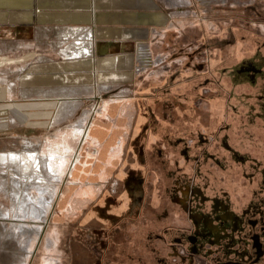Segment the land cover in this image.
Instances as JSON below:
<instances>
[{"label":"rangeland","instance_id":"374dc122","mask_svg":"<svg viewBox=\"0 0 264 264\" xmlns=\"http://www.w3.org/2000/svg\"><path fill=\"white\" fill-rule=\"evenodd\" d=\"M16 1L30 20L0 24L1 96L56 103L24 124L0 114V155L56 154L61 178L43 173L52 202L44 221L31 211L38 179L0 162V264H185L184 248L170 244L192 227L190 206L211 211L215 197L229 196L240 209L255 197L264 165V0H95L115 2L95 11L86 7L94 0ZM48 12L60 16L45 19ZM99 13L117 23L95 25ZM60 26L114 34L96 33L95 57L75 68L54 45ZM49 64L65 65L69 82L42 74ZM62 101L75 106L56 118ZM81 120L89 135L73 130Z\"/></svg>","mask_w":264,"mask_h":264},{"label":"flooded vegetation","instance_id":"af4514ba","mask_svg":"<svg viewBox=\"0 0 264 264\" xmlns=\"http://www.w3.org/2000/svg\"><path fill=\"white\" fill-rule=\"evenodd\" d=\"M254 198L238 209L228 198L215 197L211 211L191 207L192 225L171 248H184L182 261L196 264H264V165L259 170ZM253 183L254 174L245 175ZM223 193H227L226 191ZM193 205V197H188Z\"/></svg>","mask_w":264,"mask_h":264},{"label":"bare ground","instance_id":"6f19581e","mask_svg":"<svg viewBox=\"0 0 264 264\" xmlns=\"http://www.w3.org/2000/svg\"><path fill=\"white\" fill-rule=\"evenodd\" d=\"M204 1V0H203ZM171 2V0H170ZM54 33L53 35L55 37H57L58 41L55 42V46L58 47L59 49V53L62 55L63 59L66 60L65 63H69L73 66L79 65H83L85 66L86 63L84 60H86L87 58H91V57H95V48H96V36H95V30H93L92 27H89L88 29H86L85 27H79V26H60V27H55L54 28ZM56 39V40H57ZM70 39H72L74 42H71ZM68 41V42H67ZM65 42H67L68 44L66 45V47H63V44H66ZM139 46V45H138ZM141 46V45H140ZM137 51V50H136ZM147 51H145L144 47L143 48H139L138 49V61L141 62L142 59L145 58ZM146 59V58H145ZM145 62V61H144ZM67 66V65H66ZM93 66V65H92ZM73 69V68H72ZM69 69V70H72ZM33 70V69H32ZM35 70V69H34ZM42 74H52L53 77H55V79L60 80L59 82H64L65 84H67L68 78L62 77V72L66 71V67L63 64H58V65H53V64H49V67H43L41 68ZM92 71V70H91ZM95 71V70H94ZM93 71V72H94ZM65 73V72H64ZM102 73V72H101ZM115 72H112L111 74H109L112 79L114 81H117V76L113 75ZM51 75V76H52ZM107 75V74H106ZM27 76V75H26ZM32 77V76H31ZM72 78V77H71ZM74 78V77H73ZM24 79V78H23ZM41 80V79H40ZM75 80V78H74ZM103 81H108V79L103 80ZM33 82V81H32ZM31 82V83H32ZM50 82V81H49ZM57 82V81H56ZM55 82V83H56ZM75 82V81H73ZM76 84H79L80 81L76 80ZM82 82V81H81ZM30 83V82H29ZM42 83V82H41ZM74 84V83H71ZM70 85V83L68 84ZM75 85V84H74ZM83 86V85H81ZM76 87V86H74ZM40 88V87H39ZM86 88V86H85ZM9 89V88H8ZM77 89V88H75ZM90 89V87H89ZM11 90V89H10ZM45 90V89H44ZM33 91V90H32ZM31 91V92H32ZM29 92V90H28ZM40 92V91H39ZM33 93V92H32ZM48 93V92H47ZM44 94V93H43ZM48 95V94H47ZM44 96V95H43ZM47 97V96H46ZM49 98V97H48ZM52 99V98H51ZM68 99V98H67ZM76 103V102H75ZM73 106H75L73 103H71L70 101H62L61 103H59V106L57 107V111H56V118L62 117L66 112L68 113V111H71V109L73 108ZM86 120V119H85ZM81 125H79L78 127H73V130L78 134H80L81 136H85V135H89L88 133H86V129L84 127V120H81ZM73 132V131H71ZM75 132H73L72 134H74ZM76 135V134H75ZM79 137V136H78ZM87 137V136H86ZM70 138V137H69ZM73 140V138H70ZM69 139V140H70ZM84 139V138H83ZM68 140V139H67ZM71 140V141H72ZM86 140V139H85ZM70 141V142H71ZM67 142V141H65ZM64 142V143H65ZM83 142V141H82ZM72 143V142H71ZM68 144V143H66ZM83 144V143H82ZM57 146V145H56ZM69 146V144H68ZM63 147V146H62ZM65 147H67L65 145ZM64 147V148H65ZM72 147V146H70ZM34 148V147H33ZM72 149V148H71ZM85 149V148H84ZM35 149H32L31 151L28 150L26 152H21V153H16V152H9L6 155H0V162L3 163H8L9 166H11L13 168L14 171H18L20 172V175H24V173H28V171H30L29 175L35 176L38 180L35 182L38 184L40 190V196L36 201V204H38V210L33 209L31 210L33 212V214H36L35 216H37V218L42 219L45 221L46 218V212L47 209L49 208V205H51V200L49 198V200H47L45 193L50 190L48 189L46 192L45 190L47 189V187L45 185L46 181L43 177V173H48L52 178L54 179H60L61 176L58 172V168L56 170V164L59 161L61 156H56V154L53 153H49L47 156H43V154L41 153V155L38 152L34 151ZM69 150V149H68ZM66 151V150H64ZM66 154V153H64ZM110 155H106L104 156L106 162H110ZM112 159V158H111ZM61 164V163H60ZM107 165V164H106ZM109 165V164H108ZM8 166V167H9ZM7 167V168H8ZM75 169V166L74 168ZM61 171V169H60ZM18 174V173H17ZM18 174V175H19ZM34 177V178H35ZM15 179V178H13ZM19 181V180H18ZM20 182V181H19ZM33 183V182H32ZM82 183V182H81ZM22 184V182H21ZM27 184V183H26ZM29 184V182H28ZM31 185V184H30ZM22 186V185H20ZM74 186V185H73ZM78 187V186H77ZM33 188V187H32ZM53 189V187H51ZM19 189V188H18ZM73 189V188H72ZM14 191V190H13ZM20 192V190H18ZM15 192V191H14ZM23 192V191H22ZM38 192V191H37ZM82 192V191H81ZM48 193H50L48 191ZM54 193V192H53ZM21 194V193H20ZM25 194V193H23ZM27 194V193H26ZM50 195V194H49ZM82 195H84V193L82 192ZM15 196V194H14ZM26 196V195H25ZM52 196V195H51ZM19 197V196H18ZM20 197H22L20 195ZM37 197V196H36ZM16 198V197H14ZM23 198V197H22ZM27 198V197H26ZM30 199V198H29ZM19 201V200H18ZM17 201V202H18ZM20 202V201H19ZM25 202V201H24ZM30 203V202H29ZM32 203V202H31ZM35 203V202H34ZM37 206V205H36ZM20 207V206H19ZM31 207V206H30ZM22 210H26L23 209ZM22 210H20L22 212ZM27 211V210H26ZM29 214V213H28ZM23 229V228H22Z\"/></svg>","mask_w":264,"mask_h":264},{"label":"crops","instance_id":"0c3cea01","mask_svg":"<svg viewBox=\"0 0 264 264\" xmlns=\"http://www.w3.org/2000/svg\"><path fill=\"white\" fill-rule=\"evenodd\" d=\"M39 1V6H44V5H54V6H61L62 2L59 3L58 0H38ZM101 2V1H99ZM107 3V4H106ZM73 4H75V0H67L65 6H72ZM99 5L102 6H109V5H115V2L113 1V4L111 3V1H102L101 3H98L97 1L94 0V2L92 4H90V2L87 3L86 7H92L93 10H96V6L99 7ZM97 7V8H98ZM0 24H20V23H26L30 20V16H29V9H28V5H25V3L22 2L21 5H19L17 3L16 0H0ZM98 10V9H97ZM99 11V10H98ZM45 14V13H44ZM47 16L44 17L45 19L51 15V17L56 18L57 16H60L58 13L53 12L52 14L46 13ZM42 17V16H41ZM77 18V17H76ZM114 16L111 17L110 15H106L99 13V15H95L94 18L92 19V22L97 25V24H102L103 26L101 28H105L107 26V28H110L111 25H113L114 23H117L116 21L113 20ZM141 24V23H140ZM142 25V24H141ZM106 28V29H107ZM93 30H95V27L93 28ZM97 30V31H96ZM95 30V36L96 33L99 36H104V37H109L110 35L114 34L110 29L105 30V32H103L102 29H96ZM97 42V40H96ZM106 64H107V68H114L116 65V62L113 61L112 59H106ZM53 85H56V83L53 82ZM1 86H0V114H9L10 117L12 115V118L14 119L15 123H22L24 124L25 120L27 118H29L31 116V113L34 115H37L39 118L40 117H44V115L46 114V111H42L41 109H46V104H50L49 107L55 106L56 101L55 100H51L48 102L45 101H40L43 99H39V102H33V103H13V99H11L10 97L7 98L6 94H4L3 96H1ZM34 109L37 108V111H30V109ZM30 121H28L29 123ZM27 123V122H25ZM6 126V125H5ZM0 127L2 128L3 125H0ZM65 170V169H64Z\"/></svg>","mask_w":264,"mask_h":264}]
</instances>
